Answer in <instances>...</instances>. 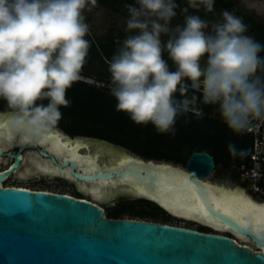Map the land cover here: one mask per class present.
I'll return each instance as SVG.
<instances>
[{
	"label": "clouds",
	"instance_id": "1",
	"mask_svg": "<svg viewBox=\"0 0 264 264\" xmlns=\"http://www.w3.org/2000/svg\"><path fill=\"white\" fill-rule=\"evenodd\" d=\"M97 6V0H0V98L12 110L14 133L38 142L57 127L61 107L71 106L67 90L81 79L91 47L84 13ZM125 7L128 35L108 61L116 111L171 135L198 101L217 106L236 134L264 121V45L246 35L241 17L224 10L209 21L188 11L212 13L214 0H188L175 25L176 0ZM228 150L246 154L234 143Z\"/></svg>",
	"mask_w": 264,
	"mask_h": 264
},
{
	"label": "water",
	"instance_id": "2",
	"mask_svg": "<svg viewBox=\"0 0 264 264\" xmlns=\"http://www.w3.org/2000/svg\"><path fill=\"white\" fill-rule=\"evenodd\" d=\"M11 116L12 110H0V161L11 158L0 169V264H264V213L221 204L232 211L228 216L217 209V189L248 196L238 186L211 184L206 177L215 161L207 151L192 152L182 165L145 159L107 140L70 136L59 128L33 142L11 130ZM35 172L67 178L104 204L120 196L144 198L170 215L216 230L108 217L94 199L3 185L12 175L37 178Z\"/></svg>",
	"mask_w": 264,
	"mask_h": 264
},
{
	"label": "trees",
	"instance_id": "3",
	"mask_svg": "<svg viewBox=\"0 0 264 264\" xmlns=\"http://www.w3.org/2000/svg\"><path fill=\"white\" fill-rule=\"evenodd\" d=\"M134 3L135 0H97L98 6L115 10L119 15H128L125 6ZM176 3L179 5L176 19L183 20L179 12L181 8L188 6V0H176ZM224 10L232 11L241 17L248 25L246 35L264 45V21L243 12L234 0H214L212 13H205L202 7L198 12L192 8L188 9L190 14L200 15L207 20ZM84 14L88 23L89 15ZM89 26L90 34L85 39L91 42V47L81 73L106 83L98 86L85 79L75 82L66 93L67 98L71 100V106L61 107L62 119L57 127L70 136L107 140L145 159L165 160L182 165L192 152L205 150L213 155L215 170L239 178V166H250L253 137L250 133L236 134L230 130L220 119L217 106L204 105L198 101L194 107L199 108L202 115L187 112L179 116L175 135L158 134L150 123L147 126L135 124L127 114L116 111V100L110 94L111 75L108 71V61L128 33L109 28L106 34L95 36L92 32L93 26ZM260 55H264V52ZM192 94L190 91L189 95ZM195 95L199 97V93ZM0 110H11L2 98ZM229 143H234L238 150H246V154L235 157L230 155ZM72 195L84 197L85 194L75 188ZM102 206L106 207V204L102 203ZM106 212L108 217L113 218L128 214L129 218L138 217L154 221L162 218L161 222L168 223L167 212L155 202L144 198L123 199L118 206Z\"/></svg>",
	"mask_w": 264,
	"mask_h": 264
},
{
	"label": "rangeland",
	"instance_id": "4",
	"mask_svg": "<svg viewBox=\"0 0 264 264\" xmlns=\"http://www.w3.org/2000/svg\"><path fill=\"white\" fill-rule=\"evenodd\" d=\"M234 1L245 12H247L248 14L254 15L256 18L264 21V0H234ZM85 13L89 15L88 23L93 26L92 32L95 34V36H102L106 34L109 28H115L117 30L125 31V18L127 17V15H119L116 13L115 10H112L108 7H103V6L94 7L92 8L91 11H85ZM220 13L221 11H219L216 16L208 20L209 21L218 20L220 18ZM182 22L183 20L176 19V18L172 21L173 25L178 24V23L182 24ZM81 79H85L88 81L92 79L94 80V83L98 86L105 85L106 83L105 81H98L94 77H86L82 73H81ZM10 161H11V158L9 157L2 158L0 161V169L6 167ZM35 174L38 177L33 178V179H14L13 177L14 175H12L3 182V185L23 186V187H28L33 190L45 189V190H49L53 192H64V193H69V194L74 193L75 186L67 178H64L59 175H52V176L47 175V177H45L42 174L37 173V172H35ZM206 178L212 182L221 183L224 185H229V186L238 185V186L244 187L247 190V192L253 195L256 199L261 200L264 198V190L262 191L257 190L253 184L245 183V181L241 177L237 178V177L232 176V174H225L217 170H214ZM123 199H134V198H130L128 196L127 197L120 196L116 198L115 200L111 201L110 203L106 204V207L105 206L104 207L106 210H111L115 208L116 206H118L120 201H122ZM94 200L100 204L103 203L100 200H97V199H94ZM123 217H130V216L128 214H124ZM161 219L162 218H159L160 222H161ZM168 223L187 226V227H198L199 226V223L193 220L176 217L170 214H168ZM240 242L244 243V240L240 239Z\"/></svg>",
	"mask_w": 264,
	"mask_h": 264
},
{
	"label": "built area",
	"instance_id": "5",
	"mask_svg": "<svg viewBox=\"0 0 264 264\" xmlns=\"http://www.w3.org/2000/svg\"><path fill=\"white\" fill-rule=\"evenodd\" d=\"M89 82L94 83V80L91 79ZM197 111L201 112L199 108L193 107L189 112L197 114ZM244 132L250 133L253 140L250 166L247 167L245 164L239 166L240 177L262 191L264 190V121H253L250 129Z\"/></svg>",
	"mask_w": 264,
	"mask_h": 264
},
{
	"label": "snow or ice",
	"instance_id": "6",
	"mask_svg": "<svg viewBox=\"0 0 264 264\" xmlns=\"http://www.w3.org/2000/svg\"><path fill=\"white\" fill-rule=\"evenodd\" d=\"M67 147V145H65ZM197 163H203L202 160H197ZM220 192V199L216 204L218 210L225 212L226 215L232 216V211L222 208L221 204L235 205L237 208L242 209H259L261 213H264V205H257L246 197L239 189L235 191H225L224 189H217ZM142 194L143 190H141ZM264 223V222H262Z\"/></svg>",
	"mask_w": 264,
	"mask_h": 264
},
{
	"label": "bare ground",
	"instance_id": "7",
	"mask_svg": "<svg viewBox=\"0 0 264 264\" xmlns=\"http://www.w3.org/2000/svg\"><path fill=\"white\" fill-rule=\"evenodd\" d=\"M60 131V130H59ZM211 184L212 185H215V186H218V187H221V188H225V189H228V190H231V189H234L236 186H238V185H236V186H229V185H224V184H221V183H216V182H211ZM14 186V185H13ZM238 187H240V188H242L244 191H245V193H246V195L249 197V198H251V199H253V200H255V201H259V200H257V199H255V198H253L252 196H250V194L247 192V190L244 188V187H241V186H238ZM174 214V213H173ZM176 215V214H175ZM179 217H185V216H179ZM185 218H187V217H185ZM187 219H190V218H187ZM192 220H195V219H192ZM195 221H198V220H195ZM210 225V224H209ZM212 226V225H211ZM218 229V228H217ZM219 230H221V229H219ZM221 231H223V230H221ZM240 239L241 238H236V240L239 242V243H241L240 242ZM242 240H244V239H242ZM244 243H246V244H249V242H247V240H244ZM250 246H252L253 248H255V246L254 245H251V244H249ZM262 251H264V249H262Z\"/></svg>",
	"mask_w": 264,
	"mask_h": 264
},
{
	"label": "flooded vegetation",
	"instance_id": "8",
	"mask_svg": "<svg viewBox=\"0 0 264 264\" xmlns=\"http://www.w3.org/2000/svg\"><path fill=\"white\" fill-rule=\"evenodd\" d=\"M236 3V2H235ZM237 5V4H236ZM238 6V5H237ZM240 7V6H239ZM241 8V7H240ZM241 10L243 11V12H245L242 8H241ZM247 13V12H246ZM252 16H254V15H252ZM255 17V16H254ZM11 163V161L9 162V164ZM84 197L85 198H88V199H91V200H93V198L92 197H90L89 195H84ZM261 200H264V198L263 199H261ZM106 215H107V212H106ZM192 228H197V229H201L202 228V230L204 229V230H206V231H214V230H216V229H213V228H210V227H208V226H204V225H201V224H199V226L198 227H192ZM203 230V231H204ZM225 234H227V235H230V236H236L235 234H233V233H230V232H224ZM255 248H257L256 246H255Z\"/></svg>",
	"mask_w": 264,
	"mask_h": 264
}]
</instances>
